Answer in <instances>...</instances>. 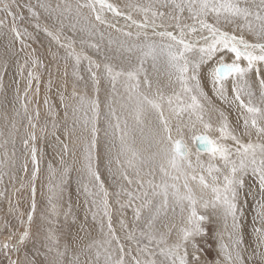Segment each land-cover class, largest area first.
<instances>
[{
  "label": "snow or ice",
  "instance_id": "1",
  "mask_svg": "<svg viewBox=\"0 0 264 264\" xmlns=\"http://www.w3.org/2000/svg\"><path fill=\"white\" fill-rule=\"evenodd\" d=\"M0 200V264H264V0H0Z\"/></svg>",
  "mask_w": 264,
  "mask_h": 264
},
{
  "label": "rangeland",
  "instance_id": "2",
  "mask_svg": "<svg viewBox=\"0 0 264 264\" xmlns=\"http://www.w3.org/2000/svg\"><path fill=\"white\" fill-rule=\"evenodd\" d=\"M43 44H45L46 46L43 45L41 47L39 45H34V47L38 48V54L41 56V58H43L45 60V62H47L49 60V58H50L48 56V54H47V41L43 42ZM69 71H71V69H69ZM46 81H47V73H45L43 78H42V83H41V88H40L41 101L43 99V95H44V92H45V83H46ZM21 87H23V82H21ZM53 91H55V90H53ZM56 99L57 98L55 96H53V100H56ZM43 112H44V109H43V105L41 103L42 116H43ZM46 151H48V153H49V156L46 157V159H50L51 158V150L50 149H46ZM42 169H45V170L42 171V173H41L40 183H43V184L46 185L47 182H48V173L46 171V163L42 165ZM38 187H39V184H38ZM44 191L46 192L47 189L45 188ZM68 192L71 194V200H72L73 205H74V210H78L80 212L81 216H82L83 215V209L82 208L76 209V207H75L76 202L78 200V197H77V194H76V185H75L74 181L70 185V187L68 189ZM37 199H38V201L41 200L39 192H38V195H37ZM67 200H68V195L66 194L65 200H64V206L65 207L67 206ZM79 202H80V204H82V202H83V198L82 197L79 198ZM44 203L45 204L47 203L46 200H44ZM7 207H8L7 206V202L4 201V200H0V216H4L7 213ZM128 215H129V217H131V211L130 210L128 212ZM61 220H62V217H61ZM249 232H250V228H249ZM217 251H218V249H217V247L214 244L213 248L211 249V251L209 253V258L210 259H215Z\"/></svg>",
  "mask_w": 264,
  "mask_h": 264
},
{
  "label": "bare ground",
  "instance_id": "3",
  "mask_svg": "<svg viewBox=\"0 0 264 264\" xmlns=\"http://www.w3.org/2000/svg\"><path fill=\"white\" fill-rule=\"evenodd\" d=\"M45 42V41H44ZM43 45H45V44H43ZM46 46V45H45ZM39 188V187H38ZM74 193V192H73ZM81 201V200H80Z\"/></svg>",
  "mask_w": 264,
  "mask_h": 264
}]
</instances>
